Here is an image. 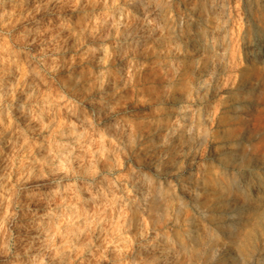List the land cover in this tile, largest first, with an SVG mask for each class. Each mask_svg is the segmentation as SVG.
<instances>
[{
	"label": "rangeland",
	"instance_id": "rangeland-1",
	"mask_svg": "<svg viewBox=\"0 0 264 264\" xmlns=\"http://www.w3.org/2000/svg\"><path fill=\"white\" fill-rule=\"evenodd\" d=\"M136 1L0 0V264H154L148 250L163 240L177 264H205L211 247L216 259L237 249L220 223L238 210L220 214V188L236 178L253 202L264 198V141L240 125L243 137H230L242 94L217 85L226 62L212 66L224 33L235 26L241 37L247 16L155 0L153 21ZM263 2L253 0L259 12ZM207 34L220 46L197 54ZM252 215L244 232L263 247L264 218Z\"/></svg>",
	"mask_w": 264,
	"mask_h": 264
},
{
	"label": "bare ground",
	"instance_id": "bare-ground-1",
	"mask_svg": "<svg viewBox=\"0 0 264 264\" xmlns=\"http://www.w3.org/2000/svg\"><path fill=\"white\" fill-rule=\"evenodd\" d=\"M233 2H235L234 9H233L232 2H230V1L228 2L227 0H224L223 2H221L222 6L221 5L219 6L218 4H217L218 6H216L214 4L215 2H213L212 0H207L206 3H205V7L208 6V10L205 9V12L208 15L207 17L216 16L217 14H222L223 17L226 16V15H229L228 16L229 20H231L232 17H233V14H235L238 17V20L240 22H242L243 17H241V15H240L241 14L240 11L242 10V12H243L242 16L244 14V15L247 16V19H248L246 27H245V25L241 26L242 27V31L241 32H244V33H242V36H241L242 38L237 34L238 33L237 32L238 29L236 31L235 26L233 25L234 27L231 26L232 28L228 29L226 31V33H224L222 31L225 34V37H224L225 39H224V41L222 43L220 42L221 39L218 41L220 36L219 37L217 36L216 37L217 39L216 40H212V42H211V39H212L211 36H213V35L207 34V35L204 36L203 39H201L200 46L196 45L198 47L194 48V51L197 52V54H198V52H202L203 51L204 54H205V53L210 51L211 47H212V49L215 50L216 47H217L216 45L217 44L219 45V43H221L222 47L220 49L219 48L216 49V54L214 55V58H213V61H212V64H213L212 66H214V68H216L217 66L221 65L223 62H226V64H227L226 68L228 70V76L222 82H217V85L220 88H224L229 82H230V84H231V82H233L234 86L237 89L236 91L238 92V94H240V92H241V94L243 95V96L241 95V99L237 98V102H236V104H234V107H233V110H235V111H233L234 112L232 114V118L233 119H232L231 124H230V130H229L230 137L239 135L240 134L239 132H241L240 136L243 137V132H244V135L248 133L247 134L248 136L257 137V138H259L258 140H260V138H261V140L264 141V18H263V16H264L263 12L264 11L263 12L262 11L259 12V9L258 10L255 9L256 7L254 6L253 0H234ZM241 3H243V5H244V6H242V8H241ZM135 5H136V8L141 7L140 8L141 9V14L143 16H146L148 13L149 14L152 13L151 15L153 17V21H158L159 18L161 17V13H162L163 9L160 6H158V7L155 6V0H137ZM258 6H259V4H258ZM155 8H156V10H154ZM262 8H264V7H262ZM262 8L260 7V9H262ZM211 19H213V18H211ZM214 20H213V22H214ZM153 21L151 20V22H153ZM49 22L51 23L50 19H49ZM140 24H142V23L140 22ZM140 24H138V25H140ZM218 24H220V23H218ZM214 25H216V24H214ZM154 26H155V24H154ZM220 26H222V25H220ZM136 28H134V29H136ZM145 34H148V31L146 33L144 32L143 35H141L140 38H138V41L135 43L136 47L140 46V44L142 42L141 39L143 37H147V36H145ZM135 35L137 36L138 34H135ZM156 37H157V35H156ZM195 38H197V36ZM186 40H188V39H186ZM190 41L193 44L196 42V40L194 38L190 39ZM145 43H146V41H145ZM145 48H146V46H145ZM241 48H243L242 51H241ZM138 49H139V47H138ZM132 51H133V53H135L134 49ZM135 51H137V50H135ZM141 51H143V48H142ZM189 52H191V51H189ZM242 55H243V57H242L243 59H242L241 62H239L240 60L238 59V57L240 58V56H242ZM117 57H119V55ZM119 58H121V57H119ZM243 64H244V67H241ZM120 70H122V69H120ZM212 71H213V69H212ZM121 74H122V72H121ZM11 77H12V75H11ZM123 81H124V79H123ZM224 89H226V88H224ZM10 90H11V88H10ZM216 109H218V108H216ZM26 110H28V109H26ZM251 110H255V113L249 114V111H251ZM250 116L251 117L253 116V117L251 118ZM239 125L241 126L240 128L238 127ZM238 128L240 130L242 129L243 132L240 131ZM109 130H110L109 132L113 133V135H115L114 133H119V132L122 133L121 129H119L120 131L117 129V126H116L115 123L112 126L109 127ZM121 133H119V134H121ZM245 142H246V140H245ZM263 145H264V143H263ZM259 146H261V144ZM256 147H258V145L255 146L254 148H252L251 150L254 151V149ZM261 147H263V146H261ZM247 150H248V148L246 149V151ZM256 150H257V148H256ZM246 151H245V153H246ZM262 151H264V150L262 149ZM235 154H236V152L234 150L230 152L231 156H234ZM260 155H261V153L259 154V156ZM262 155H263V152H262ZM262 155H261V157H262ZM4 163H7V162H4ZM4 163H3V167L5 165L7 167V164H4ZM229 168H231V167H229ZM250 169H251V167H250ZM236 173H237V171H236ZM196 174H198V173H196ZM195 176L198 177L197 179H199V177L202 178V175H195ZM236 176H238V175H236ZM231 177H233V176H231ZM184 181H185V179H184ZM247 181H248V179H247ZM239 183H238V181L235 178L234 180L230 181V183L225 184L223 187L220 188L221 191H220V194L218 195V198H217L218 206L221 209V211H220L221 215L230 213V210L233 209V208H231V206H234V209L238 210L234 221H232L230 225H226L225 226L224 223H220L223 232L228 236V238L230 239V242L232 244H234L235 247H237V249H231L229 251V253L228 252L226 253V251L223 250V251L220 252L221 256L219 257V259H216L215 256H214V253L211 252V250H212V247H211V250L206 255V258H203V256L200 258L201 260L205 261V264H216V261H219L222 264H255L258 260H262L264 258V245H263V247H258V246L253 244L254 241H255V240H253V237L255 235V231H252L250 234H246V231L244 232V229L246 228L245 223H247L246 222L247 219H250L249 215H252V213H253V215H252L254 217L253 221L256 224H259L262 221V219L264 218V198L258 199V201H256V203L253 202V199L249 198V196L246 194V192L243 191V188L239 187ZM146 186H147V184H146ZM141 188H142V186H141ZM145 189H147V188H145ZM183 193L186 196H190V194L192 193V191L186 186V184H184ZM239 193H243L244 200H242V201H244V203H242L237 198V197H239ZM252 194H253V191H252ZM140 195H142V194L140 193ZM143 197L145 199V198H148L149 196L145 195ZM140 205H141V203H140ZM140 208H142V207H140ZM203 214H204V212H203ZM198 217H200V216H198ZM205 222H207V221H205ZM220 224H219V226H220ZM207 226H208V224H207ZM159 236H161V235H159ZM220 236H222V235H220ZM162 242H163L162 245L164 244L163 246H165V245L167 247L169 245L172 246V244H169L170 241L169 242H167V241L164 242V240H163ZM160 245H161V243H160ZM162 245L159 246V244H154V246L151 248V250H148L147 257L149 256V260L153 261L154 264H177V262L179 261L177 256H176L177 253H175L172 250V251H170V254H169V252H165L167 249L165 251L163 250L161 252V250L164 249ZM142 252H143V250H142ZM143 255H144V253H143ZM147 257H145V258H147ZM112 258H114V260H115V257H112ZM116 258H118V257L116 256ZM147 260H148V258H147ZM144 262H145V260H144ZM203 264H204V262H203Z\"/></svg>",
	"mask_w": 264,
	"mask_h": 264
},
{
	"label": "clouds",
	"instance_id": "clouds-1",
	"mask_svg": "<svg viewBox=\"0 0 264 264\" xmlns=\"http://www.w3.org/2000/svg\"><path fill=\"white\" fill-rule=\"evenodd\" d=\"M117 2H118V0H117ZM81 115H83V113L81 114ZM83 123L84 124H89L90 125V122L87 120V119H85L84 121H83ZM118 147L119 146H116V148H114L112 151H113V153H115L117 150H118ZM149 163H155V161H150ZM55 170V169H54Z\"/></svg>",
	"mask_w": 264,
	"mask_h": 264
}]
</instances>
